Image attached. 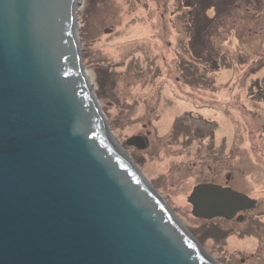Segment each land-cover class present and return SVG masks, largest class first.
<instances>
[{"label": "water", "instance_id": "obj_1", "mask_svg": "<svg viewBox=\"0 0 264 264\" xmlns=\"http://www.w3.org/2000/svg\"><path fill=\"white\" fill-rule=\"evenodd\" d=\"M79 6L0 0V264H217L115 141L85 75ZM187 202L205 221L254 207L211 184Z\"/></svg>", "mask_w": 264, "mask_h": 264}, {"label": "rangeland", "instance_id": "obj_2", "mask_svg": "<svg viewBox=\"0 0 264 264\" xmlns=\"http://www.w3.org/2000/svg\"><path fill=\"white\" fill-rule=\"evenodd\" d=\"M76 30L115 141L145 137L146 149L125 151L183 226L217 264H264L249 259L256 236L216 235L229 224L194 218L182 190L232 173L246 182L251 171L247 118L232 106L253 104L264 116V0H81Z\"/></svg>", "mask_w": 264, "mask_h": 264}, {"label": "flooded vegetation", "instance_id": "obj_3", "mask_svg": "<svg viewBox=\"0 0 264 264\" xmlns=\"http://www.w3.org/2000/svg\"><path fill=\"white\" fill-rule=\"evenodd\" d=\"M232 102L237 103L236 100H232ZM237 106L242 107V110H239ZM247 110L244 108L243 104H235L232 106L234 109V113H237L239 111V117H241L242 113H244V119L247 118V122L245 123V128L243 127V131L241 133L247 134L246 137V144L244 146V152L247 157V165H250V172L246 174V182H236L235 179L236 176L232 173V175L225 176L224 182L215 181L214 178L211 180L207 179H201L199 181L198 179L194 178L192 182H186L187 188L182 189L183 190V200L188 204L190 207V212L192 210L191 205L187 202V199L191 195L193 189L198 185H204V184H211V185H217L222 188H229L233 192L242 194L246 196L248 199L254 202V207L240 211L236 213L232 218L226 220L224 218H215L213 219L215 222L222 223V224H229L230 227H227V229H221L219 230L216 227V235L219 234L221 238L230 235V233L235 235H242L246 234L248 232L252 233L253 236H256V238H252L256 242V246L253 248L252 252L249 254V259H262L264 262V116H260L259 108L256 105L250 104L249 107L245 106ZM199 109V108H197ZM243 111V112H242ZM262 120V124L260 125V128H255L253 125V121H258V119ZM234 143L232 145V153H234V164L235 169L234 171H237V168L240 165L239 158H238V132L236 131L237 128V122L234 121ZM149 126L145 123L140 124L141 133L145 130V134L148 136L150 135L147 132V128ZM132 137H140L144 140L145 149H146V140L145 137L142 135H136ZM131 138V137H130ZM129 138L125 140L123 145L121 146L123 150L125 149L127 151L130 150V148L135 149L136 151H143L144 149H137L133 146H127L125 143ZM126 152V151H125ZM130 158L134 161V163L138 167V163L135 159L130 156ZM138 160V159H137ZM136 161V162H135ZM139 161V160H138ZM139 168V167H138ZM141 171V170H140ZM142 172V171H141ZM143 174V173H142ZM144 175V174H143ZM145 176V175H144ZM146 178V177H145ZM151 184V182H149ZM152 185V184H151ZM153 186V185H152ZM185 186V184H184ZM153 188H155L153 186ZM183 188V187H182ZM205 221V220H203ZM210 222V221H206ZM228 228L230 230H228ZM263 236V241L262 237Z\"/></svg>", "mask_w": 264, "mask_h": 264}, {"label": "bare ground", "instance_id": "obj_4", "mask_svg": "<svg viewBox=\"0 0 264 264\" xmlns=\"http://www.w3.org/2000/svg\"><path fill=\"white\" fill-rule=\"evenodd\" d=\"M80 1L81 0H78V2L80 3ZM76 21V20H75ZM74 31H75V33H77V30H76V22L74 23ZM85 75H86V77H87V79L89 80V82H90V79H89V77H88V74H87V72L85 71ZM91 83V82H90ZM92 87V86H91ZM116 143V142H115Z\"/></svg>", "mask_w": 264, "mask_h": 264}]
</instances>
